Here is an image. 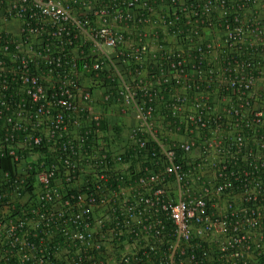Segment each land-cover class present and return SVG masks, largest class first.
Masks as SVG:
<instances>
[{
  "label": "built area",
  "instance_id": "1",
  "mask_svg": "<svg viewBox=\"0 0 264 264\" xmlns=\"http://www.w3.org/2000/svg\"><path fill=\"white\" fill-rule=\"evenodd\" d=\"M0 158V264H264V0H0Z\"/></svg>",
  "mask_w": 264,
  "mask_h": 264
},
{
  "label": "trees",
  "instance_id": "2",
  "mask_svg": "<svg viewBox=\"0 0 264 264\" xmlns=\"http://www.w3.org/2000/svg\"><path fill=\"white\" fill-rule=\"evenodd\" d=\"M141 153H142V152H141ZM0 166H1L2 168H5V169L8 168V165L4 162V158H0ZM108 185H112V184L109 182Z\"/></svg>",
  "mask_w": 264,
  "mask_h": 264
}]
</instances>
